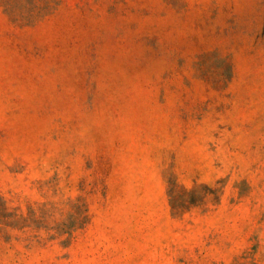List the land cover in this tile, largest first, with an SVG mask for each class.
Here are the masks:
<instances>
[{"label": "rangeland", "instance_id": "obj_1", "mask_svg": "<svg viewBox=\"0 0 264 264\" xmlns=\"http://www.w3.org/2000/svg\"><path fill=\"white\" fill-rule=\"evenodd\" d=\"M0 264H264V0H0Z\"/></svg>", "mask_w": 264, "mask_h": 264}, {"label": "trees", "instance_id": "obj_2", "mask_svg": "<svg viewBox=\"0 0 264 264\" xmlns=\"http://www.w3.org/2000/svg\"><path fill=\"white\" fill-rule=\"evenodd\" d=\"M57 0H1L15 17L31 19L50 9Z\"/></svg>", "mask_w": 264, "mask_h": 264}]
</instances>
